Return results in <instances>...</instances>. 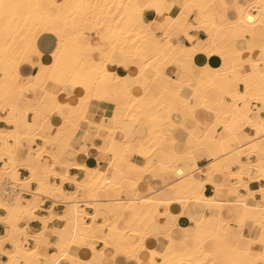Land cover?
I'll list each match as a JSON object with an SVG mask.
<instances>
[{"label": "snow or ice", "instance_id": "snow-or-ice-1", "mask_svg": "<svg viewBox=\"0 0 264 264\" xmlns=\"http://www.w3.org/2000/svg\"><path fill=\"white\" fill-rule=\"evenodd\" d=\"M0 165V264H264V0H0Z\"/></svg>", "mask_w": 264, "mask_h": 264}, {"label": "crops", "instance_id": "crops-1", "mask_svg": "<svg viewBox=\"0 0 264 264\" xmlns=\"http://www.w3.org/2000/svg\"><path fill=\"white\" fill-rule=\"evenodd\" d=\"M83 163L87 164L89 167H95V157H85L84 160L82 161ZM203 163V162H202ZM2 166V165H0ZM73 175H76L77 170L73 169L72 170ZM81 180L84 178L83 176L79 177ZM73 190L71 186H69L68 188H66V191H70ZM144 191H147V188L144 189ZM143 194V193H142ZM102 199H100L99 201L101 202V206L103 207L104 210H106V212H108L109 214L113 213L114 211H118L119 208H107V200L104 199V195L101 196ZM26 199L28 198L27 196L25 197ZM128 198V197H126ZM175 207H179L178 205H176ZM57 210L59 214H63L64 213V207L62 204L57 205ZM85 212L89 213L91 215H93L95 213V210L93 209V207H88V208H84ZM115 218V216L113 215V219ZM88 222L91 223V219L87 218ZM100 222H103V218L99 217ZM183 219V218H182ZM149 242H151L153 245H155V239L154 238H149Z\"/></svg>", "mask_w": 264, "mask_h": 264}, {"label": "bare ground", "instance_id": "bare-ground-1", "mask_svg": "<svg viewBox=\"0 0 264 264\" xmlns=\"http://www.w3.org/2000/svg\"><path fill=\"white\" fill-rule=\"evenodd\" d=\"M253 2H257V3H258V0H253ZM83 179H84V178H83ZM83 179H82V180H83ZM109 179H111V177H109ZM102 195H104L103 192H101V196H102ZM141 195H143V194L141 193ZM124 199H128V198H124ZM96 205H97L96 207H93V209L95 210V213L97 212L98 209H99V211L102 212V213L106 212V210H104L103 207L101 206V202H100V201H97V202H96ZM144 207H145V209H146V206H144ZM117 208H118V207H117ZM132 208H136V206H135V205H132ZM83 210H84V209H83ZM84 211H85V210H84ZM95 213H94V214H95ZM94 214H93V215H94ZM89 215H90V214H89ZM90 217H91V216H89L88 218L90 219ZM101 217L103 218V216H101ZM114 219H115V218H114ZM102 223H103V222H102Z\"/></svg>", "mask_w": 264, "mask_h": 264}, {"label": "rangeland", "instance_id": "rangeland-1", "mask_svg": "<svg viewBox=\"0 0 264 264\" xmlns=\"http://www.w3.org/2000/svg\"><path fill=\"white\" fill-rule=\"evenodd\" d=\"M126 197H127V195L124 196V198H126ZM101 199H102V197H101ZM112 218H113V216H112Z\"/></svg>", "mask_w": 264, "mask_h": 264}, {"label": "built area", "instance_id": "built-area-1", "mask_svg": "<svg viewBox=\"0 0 264 264\" xmlns=\"http://www.w3.org/2000/svg\"><path fill=\"white\" fill-rule=\"evenodd\" d=\"M9 191H10V189H9Z\"/></svg>", "mask_w": 264, "mask_h": 264}]
</instances>
